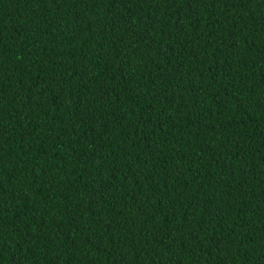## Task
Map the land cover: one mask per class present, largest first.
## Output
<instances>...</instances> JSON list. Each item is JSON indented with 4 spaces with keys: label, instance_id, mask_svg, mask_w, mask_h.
Returning a JSON list of instances; mask_svg holds the SVG:
<instances>
[{
    "label": "trees",
    "instance_id": "16d2710c",
    "mask_svg": "<svg viewBox=\"0 0 264 264\" xmlns=\"http://www.w3.org/2000/svg\"><path fill=\"white\" fill-rule=\"evenodd\" d=\"M0 264H264V0H0Z\"/></svg>",
    "mask_w": 264,
    "mask_h": 264
}]
</instances>
